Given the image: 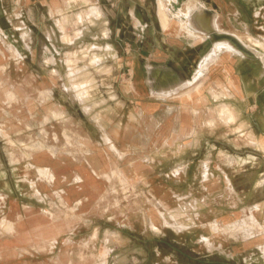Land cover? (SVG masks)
Returning a JSON list of instances; mask_svg holds the SVG:
<instances>
[{
	"label": "rangeland",
	"instance_id": "374dc122",
	"mask_svg": "<svg viewBox=\"0 0 264 264\" xmlns=\"http://www.w3.org/2000/svg\"><path fill=\"white\" fill-rule=\"evenodd\" d=\"M171 1L0 0V264H264V64L191 23L264 55V0Z\"/></svg>",
	"mask_w": 264,
	"mask_h": 264
},
{
	"label": "crops",
	"instance_id": "0c3cea01",
	"mask_svg": "<svg viewBox=\"0 0 264 264\" xmlns=\"http://www.w3.org/2000/svg\"><path fill=\"white\" fill-rule=\"evenodd\" d=\"M181 1L182 2H186V1H189V0H172L171 2L176 4V3H180ZM213 2H215V1H213ZM161 26H162V24H161ZM162 29L165 30L163 27H162ZM245 44L250 48V50L252 52L255 53V51H253L251 49V47L247 43H245ZM238 55L243 56L241 54H238ZM262 55L263 54H259V53L257 54V52H256L255 56H243V57L250 58V59H256V58L260 59L263 62V64H264V59H261V58H264ZM206 56H208V54L205 55V57H204L205 60L207 59ZM217 59H221L222 61H225L226 56L222 54L218 58H216L215 60H217ZM220 66H223L222 63H221ZM157 70H161V71L165 72L166 74H168L170 76V79L166 82V83H168L167 86L165 85L166 83H162L164 80L160 77V75L156 77L157 81L158 80L161 81V82L160 81H158V82H160L163 85V87H168V86H171V85H175V84L180 83V82L181 83H185V82L191 83V82H193L190 85H195L201 79V77H197L198 70H195V72H194V74H193V76L191 78L183 79V80H179L174 75H172L171 73H167L165 71V68L161 67V68H157ZM226 71L228 73H232V72L234 73V83L235 84H238L239 80L243 81V79H242L243 78V74L242 73L235 74V68L234 67L229 68ZM169 82H172V83H169ZM257 95H258V93L255 94V96H257ZM253 101L254 102L257 101L256 97H255V99ZM259 120L260 121H258L257 124L252 126V132H253V134H254V136L256 138V142H257V143L254 142L257 145H253L254 147H252V148H254L253 150H255V152L253 153V155H254L253 159L256 161L255 162L256 163L255 164L256 165L255 168L257 170L261 171V173L263 175V178H264V114L260 115V119ZM60 163L61 162L55 160L54 157H49L46 160H44V163H42V165H47L50 168V170L55 173L56 179H55L54 182H47V181H43V180H42V182L58 185L59 187H61L63 189V192L66 194V199H67V201L69 203H72V204L75 203L76 205L77 204L79 205V204L82 203L84 195L82 193V189L77 187L76 184H77V182H80L81 178H80V176H78L79 180H76L75 178L72 177V175L74 173V168H73V166H71V163H67L69 165H60ZM177 169L178 168L174 169L172 171V174H175ZM83 170H84V173L88 175V171L86 169H83ZM38 175H39V173H38Z\"/></svg>",
	"mask_w": 264,
	"mask_h": 264
},
{
	"label": "bare ground",
	"instance_id": "6f19581e",
	"mask_svg": "<svg viewBox=\"0 0 264 264\" xmlns=\"http://www.w3.org/2000/svg\"><path fill=\"white\" fill-rule=\"evenodd\" d=\"M246 1L250 2V3L253 2L254 4L257 3V0H253V1L252 0H246ZM254 7H255V5H254ZM257 13H256V15H257ZM191 17H192V22L191 23L194 25L195 29H198V30L204 32L205 34H207L211 38V40H212V42L214 43L215 46L227 45V46L231 47L235 52H237L238 54H241L243 56H255L256 52L255 53L252 52L250 50V48L245 44L246 42L243 41L241 38H239L236 34L234 35L232 33L226 32V31L218 30L217 29V24H216V15L214 13L210 12L209 10H207L206 8H204L203 6L200 7L198 10H196ZM262 56L264 57V55H262ZM261 59H264V58H261ZM167 76L168 75L165 74L164 72L160 73V77L163 80L167 79L168 78ZM178 87H181V86H178Z\"/></svg>",
	"mask_w": 264,
	"mask_h": 264
}]
</instances>
